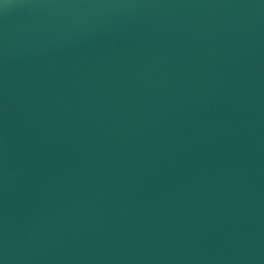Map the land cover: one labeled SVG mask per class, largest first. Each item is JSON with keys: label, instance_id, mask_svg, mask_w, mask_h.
<instances>
[{"label": "water", "instance_id": "95a60500", "mask_svg": "<svg viewBox=\"0 0 264 264\" xmlns=\"http://www.w3.org/2000/svg\"><path fill=\"white\" fill-rule=\"evenodd\" d=\"M0 264H264V0H0Z\"/></svg>", "mask_w": 264, "mask_h": 264}]
</instances>
